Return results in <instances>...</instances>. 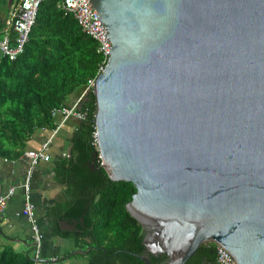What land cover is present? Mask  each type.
I'll return each instance as SVG.
<instances>
[{
    "label": "water",
    "instance_id": "water-1",
    "mask_svg": "<svg viewBox=\"0 0 264 264\" xmlns=\"http://www.w3.org/2000/svg\"><path fill=\"white\" fill-rule=\"evenodd\" d=\"M87 3L109 42L93 158L134 189L131 256L182 264L211 243L264 264V0Z\"/></svg>",
    "mask_w": 264,
    "mask_h": 264
},
{
    "label": "trees",
    "instance_id": "trees-1",
    "mask_svg": "<svg viewBox=\"0 0 264 264\" xmlns=\"http://www.w3.org/2000/svg\"><path fill=\"white\" fill-rule=\"evenodd\" d=\"M100 62L96 43L80 31L72 16L55 0L41 2L22 53L12 61L0 57V158L18 159L36 130H53L52 110L65 106L71 95H79ZM76 111L84 118L76 120L67 156L53 167V178L65 185L68 201L47 215L51 234L85 241V249L92 247V229L98 243L111 231L126 232L125 240L132 239L140 227L124 206L134 189L130 183L110 181L101 168H96L97 157L93 158L95 104L91 92L81 97ZM63 218L81 219L82 225L76 232H62L58 222ZM0 237L9 241L1 231ZM29 248L24 253L15 252L9 245L0 246V264H34ZM107 251L110 254L113 249ZM88 255V264H102L95 251ZM120 255L125 263L141 264L129 254Z\"/></svg>",
    "mask_w": 264,
    "mask_h": 264
},
{
    "label": "crops",
    "instance_id": "crops-1",
    "mask_svg": "<svg viewBox=\"0 0 264 264\" xmlns=\"http://www.w3.org/2000/svg\"><path fill=\"white\" fill-rule=\"evenodd\" d=\"M16 2L17 0H0V4L4 3L7 6V14L4 17L0 15V31L4 29L5 22ZM57 6L60 8L58 2ZM8 36L10 42H12L13 34L9 32ZM77 96L78 94L69 97L70 104L77 99ZM59 118V116L53 117L54 123H58ZM76 123V120L70 118L57 130H36L25 144L23 152L39 150L44 143L47 145L45 153L49 159L47 162H38L31 170L28 194L29 201L34 208L36 222L42 234L40 250L42 260L55 258V262L56 259L58 260L56 264H88L90 260L88 253L86 255L71 254L74 250H85V241L53 236L46 219L54 207L58 208V206H62L68 201L65 185L56 182L53 178V167L65 154L67 155L68 140ZM23 153L13 161L0 158V194L10 189L13 190L7 201L5 211L0 216V231L9 238V241L0 237V246L9 245L12 248V245L22 244L29 247L30 244L28 224L24 218L16 215L24 203L22 186L28 168V159ZM73 221L63 218L58 222L59 230L74 232L75 224H73ZM63 257L64 259H61Z\"/></svg>",
    "mask_w": 264,
    "mask_h": 264
},
{
    "label": "built area",
    "instance_id": "built-area-1",
    "mask_svg": "<svg viewBox=\"0 0 264 264\" xmlns=\"http://www.w3.org/2000/svg\"><path fill=\"white\" fill-rule=\"evenodd\" d=\"M46 0H17L13 9L10 12L9 18L6 20L4 29L0 31V56L12 61L22 53L24 45L28 40L30 29L34 24L38 7L41 2ZM60 8L66 13L70 14L75 20L80 31L96 43V51L101 56V62L97 67L96 74L93 78L86 81L85 85L80 91L77 99L70 105L52 110V116H59V121L54 130L60 128L68 119L72 118L81 121L84 115L76 111L77 104L81 97L87 92H93L95 77L101 73L105 67L108 58L109 42L103 40L105 34L98 28L95 18L97 15L90 6L88 0H56ZM90 7V8H89ZM13 34L12 42L8 33ZM55 122V121H54ZM92 146L96 150V141L94 132L92 133ZM46 143L42 144L39 150L27 151L23 153L28 159V168L25 175L24 184L22 186L24 192V203L22 208L16 214L24 218L28 224L30 234L31 258L34 264H56L55 258H48L45 262L41 257V241L42 234L40 233L36 217L34 214L33 205L29 201V176L31 170L40 161L47 162L49 157L46 152ZM67 155L65 154L64 157ZM98 165L101 164L99 157L96 155ZM13 190H8L0 194V216L4 213L7 201L12 195ZM215 263L216 264H234L232 259L218 246L214 245Z\"/></svg>",
    "mask_w": 264,
    "mask_h": 264
},
{
    "label": "flooded vegetation",
    "instance_id": "flooded-vegetation-1",
    "mask_svg": "<svg viewBox=\"0 0 264 264\" xmlns=\"http://www.w3.org/2000/svg\"><path fill=\"white\" fill-rule=\"evenodd\" d=\"M80 223H78L77 221H73V224H75V231H78L79 227L82 225ZM96 235V230L92 229V248H94L92 249V251H95L100 255V257H102V264H128V261L125 263L126 259L124 260V257L120 254H134V252L136 251L135 237L125 240V235H127L126 232L111 231L102 243H98L95 240ZM97 244H99V246H96ZM109 248L113 249V252L110 254L107 251V249ZM93 258L94 257L92 256V260ZM182 264H216L214 245L211 243L201 244L194 251L193 255L187 258Z\"/></svg>",
    "mask_w": 264,
    "mask_h": 264
},
{
    "label": "rangeland",
    "instance_id": "rangeland-1",
    "mask_svg": "<svg viewBox=\"0 0 264 264\" xmlns=\"http://www.w3.org/2000/svg\"><path fill=\"white\" fill-rule=\"evenodd\" d=\"M4 1V0H3ZM7 14V6L2 3L0 4V15L1 17H4L5 15ZM70 105V101L67 103ZM30 246V244H29ZM12 249L15 251V252H27L30 248L28 246H23L22 244H17V245H12ZM29 256H31V252L29 251ZM76 257H79V256H76Z\"/></svg>",
    "mask_w": 264,
    "mask_h": 264
}]
</instances>
